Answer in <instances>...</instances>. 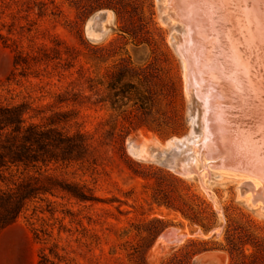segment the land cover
Wrapping results in <instances>:
<instances>
[{
	"label": "rangeland",
	"instance_id": "rangeland-1",
	"mask_svg": "<svg viewBox=\"0 0 264 264\" xmlns=\"http://www.w3.org/2000/svg\"><path fill=\"white\" fill-rule=\"evenodd\" d=\"M9 9L0 15V99L32 103L36 123L69 113L56 125L84 133L91 160L40 173L99 201L59 192L31 200L0 232V264H182L194 252L192 264H264V188L255 198L251 173L216 152L207 158L194 139L202 105L178 53L189 34L185 8L11 0ZM18 51L36 57V71L15 65ZM33 175L13 171L5 183Z\"/></svg>",
	"mask_w": 264,
	"mask_h": 264
},
{
	"label": "bare ground",
	"instance_id": "bare-ground-1",
	"mask_svg": "<svg viewBox=\"0 0 264 264\" xmlns=\"http://www.w3.org/2000/svg\"><path fill=\"white\" fill-rule=\"evenodd\" d=\"M174 1L185 8L190 23L178 53L188 87L202 105L201 131L194 139L207 158L216 152L226 167L251 173L256 198L259 187L264 188V0ZM189 49L195 53L194 64L188 60Z\"/></svg>",
	"mask_w": 264,
	"mask_h": 264
},
{
	"label": "trees",
	"instance_id": "trees-1",
	"mask_svg": "<svg viewBox=\"0 0 264 264\" xmlns=\"http://www.w3.org/2000/svg\"><path fill=\"white\" fill-rule=\"evenodd\" d=\"M10 3L11 0H0L1 16L10 10ZM4 38L0 33V39ZM14 62L23 71L33 72L38 64L36 57L23 51L15 53ZM31 111L32 103L0 99V232L18 218L28 202L40 195L53 196L59 192L79 202L99 201L91 189L58 182L40 173L52 164L89 163L93 151L84 133L70 134L56 125L69 118L68 112H56L47 123H36L27 117ZM95 162L92 159L94 166ZM20 170L34 171L36 175L11 185L5 183L7 175ZM196 254H190L182 264H192Z\"/></svg>",
	"mask_w": 264,
	"mask_h": 264
}]
</instances>
